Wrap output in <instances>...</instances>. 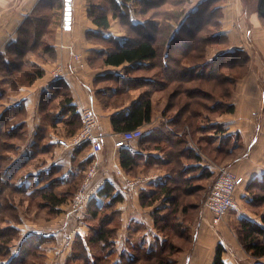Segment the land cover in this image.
<instances>
[{"label": "crops", "instance_id": "crops-1", "mask_svg": "<svg viewBox=\"0 0 264 264\" xmlns=\"http://www.w3.org/2000/svg\"><path fill=\"white\" fill-rule=\"evenodd\" d=\"M51 1L0 0V56L3 57L2 60L0 58V119L6 111L22 108L20 131L24 135V141L16 145V151L5 150L4 155L11 158L8 170L11 183H32L28 194H14L13 202L18 207L21 222L17 225L12 221L10 223L20 230V242L32 235L45 238L37 257L26 264H73L71 257L76 238L88 237L93 227L98 225L97 219H91L87 212L89 202L109 181L123 196V201L116 206L120 211L119 225L110 255L113 264H120L121 256H130L132 246L137 243L154 248L168 237L157 229L153 215L155 210H163L169 205L165 197L162 196L153 205L143 206L140 195L142 192L151 194L157 191L158 185L170 175L169 168L172 165L161 149H143L140 139H136L129 142L126 148L141 155L138 165L130 172L121 166L122 148L114 145L117 133L113 131L111 117L138 102L147 90H131L112 100L108 107L104 106L102 100L105 99L102 98L117 88V78L122 74L124 65L102 66L103 53L110 47L98 34L101 31L103 37L116 39H126V36H123L125 33L119 19L112 18V13L111 27L100 30L88 15V0H72L69 29L65 27V0H61L63 11L55 10V17H61L62 26L55 28L53 37L49 39L54 47V56L51 59L42 57L40 48L26 53V59L31 64H37L45 70L44 75L32 83L20 84L15 89L10 86V75L2 68L13 59L12 54H7V48L23 34H29L33 40L35 33H44L42 28L36 30L28 27L27 21L33 15L47 16V6ZM259 2H218L223 13L221 31L228 36L229 49L244 50L251 61L248 72L238 79L233 91L235 111L208 114L212 118L209 124H217L219 131H198L193 138L189 135V145L196 149L199 159L181 158L182 164L199 169L187 176L194 179L183 190L187 193L192 188L194 194L185 195L180 204V209L185 212L180 211L178 216L180 221L184 220V224L172 240L178 247L173 256L174 264H214L219 245L224 249L222 258L225 264H264V256L254 258L247 252L238 233L242 220L264 226V203L251 202L255 194H261L257 192L264 191L260 187L264 184V18L259 14ZM134 17L142 18L140 14ZM44 38L47 39V27ZM218 53L219 50L215 48L207 51L209 58ZM149 96L153 104V117L151 122L141 127L143 136L169 120L164 115L167 106L165 93L150 92ZM65 98L70 99L78 116L82 109H94L98 116L97 131L103 139L102 151L96 152L89 143L77 149L66 148L58 143L59 139L69 140L81 127L80 117L73 121L69 115L62 114ZM9 120L14 121L16 118L9 117ZM207 136L214 138L212 144L206 140ZM228 141L231 146L229 153H225ZM218 148L221 150H216ZM204 168L213 177L201 176ZM90 169L95 170L94 177L85 188L81 200L78 198V189L75 196L56 208L59 210L57 214H51V208L42 206L43 201L39 198L33 200L30 197L34 189L42 188L57 178L63 183L57 191H65L70 181L75 177L83 179ZM222 169L232 170L242 176L244 181L235 194L238 208L222 219L215 220L214 215L204 208L202 191L207 184L205 182L210 183ZM138 178L142 181L139 192L126 188L127 181ZM249 188H252L253 193ZM35 200L39 202L36 205L38 209L47 210L48 217L46 213L44 218L34 217ZM100 202H103V198H100ZM18 253L19 250L14 246L10 256ZM10 256L3 259L2 263L8 264L12 258Z\"/></svg>", "mask_w": 264, "mask_h": 264}, {"label": "trees", "instance_id": "trees-1", "mask_svg": "<svg viewBox=\"0 0 264 264\" xmlns=\"http://www.w3.org/2000/svg\"><path fill=\"white\" fill-rule=\"evenodd\" d=\"M92 1L89 0L91 4L88 15L100 30H108L111 27L112 13V18L120 19L129 34L126 39L103 37L101 31V34H98L110 47L103 53L102 66L124 65L122 74L117 78V88L107 92L108 95L104 96L106 98H102L105 99L102 100L104 106L108 107L112 100L131 90H147L130 108L112 115L113 131L118 137L124 132L141 129L151 122L153 104L150 92L165 93L167 106L164 115L169 117L167 123L140 138L143 149H161L167 156L168 163L172 165L169 168L170 175L165 182L158 185L157 191L151 194L142 192L140 195L143 206L153 205L156 200L165 197L169 204L163 208L166 211L157 209L153 215L157 229L168 237L154 248L137 243L132 246L130 256H121L120 264H174L173 256L178 247L172 240L180 233L184 224V220L180 221L178 216L180 211L185 212L180 209V204L185 195L194 194L192 188L187 193L183 190H186L187 185L194 179L187 176L199 169L182 164L181 158L193 157L196 161L199 159L196 149L189 145V135L193 138L198 131H219L217 124H209L212 118L208 114L235 111L233 91L238 79L248 72L251 59L242 49H229L228 36L221 31L223 13L218 5L219 0H104L106 4ZM47 7V16L33 15L27 24L28 27L37 28L36 30L42 28L44 33L47 27L48 35L54 31V26L50 28L53 21L51 22L49 17L54 18L55 10L63 11L64 5L61 0H52ZM132 10H138L142 20L135 18ZM258 10L264 18V0H260ZM44 33H35L33 40L29 34H23L7 48V54H12L13 59L2 68L10 75L9 84L13 89L20 84L32 83L44 75L45 70L42 67L31 64L26 59L28 50L39 48L42 50V57L51 59L54 56V47L49 39L44 38ZM209 48H215L219 53L209 58ZM137 70L148 74L136 76L134 73ZM62 109V114L69 115L73 121L80 117L82 126L81 115H77L69 98L62 102ZM6 112L0 119V264L11 255L14 246L19 253L10 256L12 258L8 264H26L30 259L37 257L45 238L32 235L20 242V230L10 223L12 221L17 225L21 222L18 207L13 202L14 194H28L32 183L28 185L24 181L21 185H15L11 183V177L8 175L11 158L4 155V152H15L16 145L24 141V135L20 131L22 108ZM9 117H15L16 120L10 121ZM206 140L212 144L214 138L207 136ZM227 143L225 153H229L231 146L230 141ZM140 157V154L132 153L123 147L120 151L121 166L130 172L138 165ZM201 176L209 178L213 177V174L204 168ZM81 180L82 177H75L68 183L65 191L58 192L63 183L57 178L42 188L34 189L30 197L33 200L39 198L43 201L42 206H49L50 213L57 214L59 210L56 208L78 192ZM260 187L263 190L264 184ZM249 191L253 193L252 188H249ZM257 193L261 194H255L251 202L264 203V191ZM100 198H103V202H100ZM122 201V194L107 181L97 196L89 202L87 212L91 219H97L98 225L93 227L88 237L76 238L71 257L73 264H113L110 255L120 216L116 206ZM5 223L7 225H4ZM238 233L243 247L251 256H264V226L242 220ZM223 251V247L219 245L214 264H225Z\"/></svg>", "mask_w": 264, "mask_h": 264}, {"label": "built area", "instance_id": "built-area-1", "mask_svg": "<svg viewBox=\"0 0 264 264\" xmlns=\"http://www.w3.org/2000/svg\"><path fill=\"white\" fill-rule=\"evenodd\" d=\"M57 74V73H56ZM82 126L79 131L69 140L59 139L58 143L66 148H77L84 144L92 145L96 152L104 149L103 139L98 133V116L94 109L87 108L80 111ZM143 136L141 129L130 130L120 134L114 139L116 148H123L129 142L140 139ZM121 173V172H120ZM119 173V174H120ZM94 174V169H91L79 188L78 198L82 196L83 190L87 186L89 180ZM242 176L236 175L232 170L222 169L210 191V194L205 201L204 208L206 211L214 215L215 220H220L230 211L238 208V203L235 198L237 188L243 183ZM142 184L140 178L127 181L125 186L127 189L139 192V187Z\"/></svg>", "mask_w": 264, "mask_h": 264}, {"label": "rangeland", "instance_id": "rangeland-1", "mask_svg": "<svg viewBox=\"0 0 264 264\" xmlns=\"http://www.w3.org/2000/svg\"><path fill=\"white\" fill-rule=\"evenodd\" d=\"M90 1H92V0H90ZM93 1H95L96 3H100L101 2V4H106V2L104 1V0H93ZM92 1V2H93ZM195 2L197 1V0H194ZM88 2H89V0H88ZM89 4H91L90 2H89ZM56 8H57V6H55ZM58 12H61V10H58ZM132 14H133V16L134 15H137V14H139L138 12V10H132ZM50 18V21L52 22L53 21V23H51V27H53L54 28V30H55V28H57V27H61L62 25H61V17L59 18V17H55L54 16V18H52V17H49ZM139 19H141L142 20V18H140V17H138ZM119 22H120V27L123 29V32L125 33V35H123V36H126V37H128V32H127V28H125V27H123V25H122V23H121V21H120V19L118 20ZM248 36V38H249V33L247 34ZM51 37H53V33H48V35H47V39H50ZM248 41H249V39H247ZM146 73V72H145ZM145 73H143V71H139V70H137L134 74L136 75V76H138V75H141V74H145ZM151 73V72H150ZM146 74H148V73H146ZM91 170V169H90ZM94 172H95V170H94ZM85 176H86V174H85ZM85 176H84V178H85ZM94 177V174H93V176H92V178ZM84 178L82 179V181L84 180ZM91 178V179H92ZM216 178H217V176H216ZM215 176H214V178L211 180V182L209 183V182H205V183H207L206 184V186H204L203 187V191H202V194H203V196L205 197V201L207 200V198H208V196H209V194H210V191H211V189H212V187H213V184H214V182H215ZM90 179V180H91ZM89 180V181H90ZM81 181V182H82ZM89 183V182H88ZM204 183V184H205ZM88 185V184H87ZM203 185V184H202ZM80 187H81V184H80ZM87 187V186H86ZM85 187V188H86ZM85 191V189L83 190V192ZM83 194V193H82ZM80 200H81V198H80ZM40 201V200H39ZM79 203V202H78ZM36 205H39V202L37 201V200H35V214H34V217H41V218H44V217H46V214H47V217L49 216L48 215V213H47V210H46V212L45 211H43V210H41V209H38L37 208V206ZM46 213V214H45ZM36 220L37 219H35V222H36Z\"/></svg>", "mask_w": 264, "mask_h": 264}, {"label": "water", "instance_id": "water-1", "mask_svg": "<svg viewBox=\"0 0 264 264\" xmlns=\"http://www.w3.org/2000/svg\"><path fill=\"white\" fill-rule=\"evenodd\" d=\"M72 15V0H65V27L70 28Z\"/></svg>", "mask_w": 264, "mask_h": 264}, {"label": "bare ground", "instance_id": "bare-ground-1", "mask_svg": "<svg viewBox=\"0 0 264 264\" xmlns=\"http://www.w3.org/2000/svg\"><path fill=\"white\" fill-rule=\"evenodd\" d=\"M233 8V7H232Z\"/></svg>", "mask_w": 264, "mask_h": 264}]
</instances>
